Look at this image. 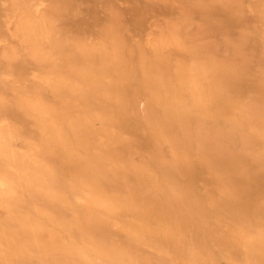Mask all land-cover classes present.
<instances>
[{"label":"rangeland","instance_id":"obj_1","mask_svg":"<svg viewBox=\"0 0 264 264\" xmlns=\"http://www.w3.org/2000/svg\"><path fill=\"white\" fill-rule=\"evenodd\" d=\"M0 264H264V0H0Z\"/></svg>","mask_w":264,"mask_h":264}]
</instances>
